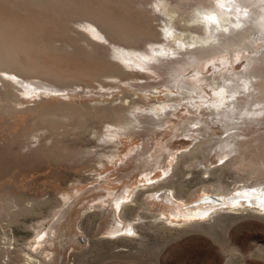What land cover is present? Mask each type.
<instances>
[{
    "label": "bare ground",
    "instance_id": "bare-ground-1",
    "mask_svg": "<svg viewBox=\"0 0 264 264\" xmlns=\"http://www.w3.org/2000/svg\"><path fill=\"white\" fill-rule=\"evenodd\" d=\"M156 21L158 23H155ZM71 22L74 23V28L71 27ZM70 28L74 29L70 31L71 34L74 32V38L68 34ZM157 44L160 47H156ZM147 45H150L149 49ZM212 69L213 73L208 75ZM162 76L166 79L161 86L159 83V85L153 83L151 87L157 90L154 93L152 91L148 93L150 91L147 89L148 82ZM106 77L110 79L115 77L119 81L118 83L112 80L107 82ZM76 84L84 87L81 85L83 84L92 89L93 87L95 89L96 87L110 89L120 87L123 93L109 97L110 92L106 93L105 90L100 97L82 103L73 100L74 95L68 91ZM206 86H209L207 88L210 91H207ZM148 87H150L149 84ZM102 90L99 89L100 92ZM96 94L98 95V92ZM34 96H40V99L33 100L35 103L32 105L26 104L25 110L36 116L38 124L35 126L47 130L48 133L33 134V129L34 131L39 129L36 130L31 126L26 127L19 135L24 141H30L34 136H41L46 141L44 150L54 152L58 156L79 153L80 148H72L68 145L69 143H64L61 136L75 131H81V133L87 131L91 127L88 125L89 121H95L94 126L95 123L102 124L103 128H95L94 134L98 142L95 147L104 154L106 147L113 151L121 144L126 146V141L132 138L128 131L133 128L144 123L148 130L159 125L163 127L164 117H166L164 121L170 123L171 119L168 116L175 114L181 105L178 101L184 99L187 101L186 104L194 107L201 114L209 109L211 114H215V118L210 120L221 122L229 135V131L237 128L241 119L248 120L257 115L255 109L257 106L260 108L262 103L255 104L256 108L251 109L248 105L250 99L258 98V96H261L259 100L264 99V0L0 1V111H12L15 108L12 99L25 97L27 100L26 97L31 99ZM64 96H68L69 100H66ZM233 96L237 97L236 100ZM156 99L157 102H154ZM189 109L188 107L187 110ZM193 109L190 111L193 112ZM198 122L206 123L209 127L206 119H199ZM195 123L196 121L193 123L194 127ZM189 125L185 126L187 133L193 130ZM227 134L224 138L202 139L199 137L197 139L200 140L194 143L195 145L187 153L185 150L181 154L172 151H167L166 154L162 150L147 151L149 153L144 157L143 163L150 165L151 168L142 169L137 174L141 175L140 179L133 180L135 182L132 184L124 183L122 191L113 193V198L109 199L114 221L112 229L108 233L104 232L108 239L121 236L124 239L125 237L131 239L138 235L142 238L144 234L141 235L140 228L145 226L144 219L148 213L143 211L147 201L165 195L169 198L170 194L178 199L177 202L173 201L174 205H169L167 209L151 216L156 219L159 229H163L174 237L199 231L211 235L220 228H226L229 231L240 220L247 218H256L264 222V182L260 180L255 184L245 185L250 179L253 180V177L264 176V158L251 156L255 153V149L260 147L262 140L258 138L261 136L255 137L249 144L241 143L240 153L237 152V155H232L225 161L224 159L235 153L238 140L237 136H227ZM22 138H19L20 141H23ZM43 140L39 143L42 146ZM211 143L215 150L220 151V157L225 161L219 164V169L230 167L231 170L235 169L241 173L248 169V177L239 178L244 185L240 186L241 190L237 195L231 189L232 186L229 187L228 183L221 181L210 189L212 191L210 195L196 203V205L202 204L201 206L190 208L187 202L197 196L196 192H187L184 182L178 181L181 179L180 177L178 179V176L181 168L186 170L187 165L190 167L199 165L201 152ZM44 150L39 152H45ZM116 150L115 152L118 151ZM125 150L121 153H112L111 157L114 159L118 156L122 159L121 154ZM249 156L252 159L246 162ZM162 159L166 161V167L164 165L160 169ZM182 164L187 165L183 167ZM210 169L205 168L203 172L215 174L218 170ZM152 172H154L153 176ZM237 172L232 173L237 174ZM116 188L117 184L113 186V189ZM25 198L8 188L1 189L0 222L6 218L11 224L17 223L23 215L38 213V208L45 203L43 199L33 198L30 204ZM64 206L59 202L56 205L59 212H52L41 222L36 223L33 226V235L23 243L13 234V231L12 234L10 232L0 234V264H60L57 259L58 250L49 248L46 244L54 245L53 237L59 232L56 228L59 223L55 225V221L61 223L66 214L72 216L69 209H72L74 204L66 209ZM103 207L105 205H88L85 207V217L89 220L91 211H96L94 216H99V212L104 211H100ZM72 218L67 222L63 238H73L77 245L78 234L72 237L65 236L76 231V225L74 227L76 218L74 220ZM58 228L61 230V227ZM79 228L86 235L83 238L84 243L90 241L94 235L89 233L90 231L87 232L82 224ZM228 231L226 233L229 235H226L227 239L224 243L221 244L217 239L224 255L223 264H231L234 257L242 262H250L253 256L257 255L264 260L262 241V245L256 243L258 245L254 251L248 246L249 244L238 241ZM63 242L62 247L66 245V242ZM74 252L76 256L84 253V251ZM14 253L19 254V257L16 254L17 259L14 258ZM64 256H61V260ZM71 259L67 264H79V259ZM254 259L257 257L255 256Z\"/></svg>",
    "mask_w": 264,
    "mask_h": 264
},
{
    "label": "rangeland",
    "instance_id": "rangeland-1",
    "mask_svg": "<svg viewBox=\"0 0 264 264\" xmlns=\"http://www.w3.org/2000/svg\"><path fill=\"white\" fill-rule=\"evenodd\" d=\"M0 1L3 2V0H0ZM7 1L8 0H6V2ZM172 1H176V0H172ZM190 5L188 7L191 9ZM155 23H158V22L156 21ZM70 24H71V27L73 26L74 28V23L71 22ZM70 31L72 32L74 31V29L71 30L70 28L69 32ZM71 32L68 34L72 35L74 38V32L72 34ZM69 36L68 38H72ZM156 47H160V45L157 44ZM147 48L149 49L150 45H147ZM212 73H213V69L208 72V75H211ZM160 78L161 77H159L158 79H155L157 81L153 79L152 81H149L150 83L148 82L150 86L148 87V84H147V89L150 90L148 91V93H150L151 91L153 93L156 92L157 89L155 88L153 90L154 87H151L153 86V83L155 84L157 83V85L160 84L161 86V84L166 79L165 76H162L161 79ZM105 80L107 82L108 81L111 82L112 80L114 83H118L119 81V79L115 77L113 78L111 77V79L110 77L109 78L106 77ZM212 81H213L212 78H210V82ZM81 85L84 87H79L76 84V85H73L74 87L70 88L68 91L71 93V95L75 96V97L72 96L73 100L77 102H82V103L90 101L93 98L100 97L105 92V90H106V93L110 92L109 94L111 95H109V97H115L117 95H122L123 93L120 87H117V88L112 87L113 90L110 88L96 87L98 89L97 90L95 89V87H93V89L96 90L94 91L92 88L86 85H83V84ZM125 85H128V84H125ZM207 87L209 88V86H206L207 91H210V89H208ZM162 88L164 89V86ZM99 89L100 90L104 89V90L100 92ZM111 90L112 92L114 90L116 91H114L112 94ZM76 92H78L79 94ZM96 92H98V95L96 94ZM99 92H100V95H99ZM192 94H195V93H192ZM211 95H213L212 92H211ZM236 96L240 97V95L239 96L236 95ZM236 96H233L234 100H236L235 99L237 98ZM30 97L28 98L26 97L27 100H25V97L24 98L22 97L21 99L20 97H17L14 100L12 99V103L15 106L14 109L16 110L13 109L12 111H9V110L0 111V119H1L0 120V183H2L0 184V190L1 189L4 190L8 188L16 193H19L27 198V199L25 198L26 200H28L26 201L27 203H29L30 201L32 202L34 199L36 200L37 198L43 199L45 203L42 204L38 208L40 213L39 212L33 213V215L26 214L27 216L23 215L20 218L21 221L19 220V222L17 223L11 224L8 222V219L3 218L4 219V220L2 219L3 222H0V234L6 233V232H10L12 234V231H13V234L19 239L21 243H23L24 241L28 240L33 235L34 233L33 226L36 225V223L38 224L39 222H41L44 217H47L52 212H56V213L59 212V209L58 207H56V205L59 204L60 202L61 204H63V206L65 205L64 206L65 209L74 204L72 209H69L72 216H70L69 214H66V217L62 219L61 223L60 221L56 220L57 219L56 217L55 225L57 223L60 224V225L59 224L56 225V228L59 230V232L61 230L62 231L60 233L57 231L59 234L57 233V235L53 237V240H52L54 243L53 246L49 245V243L46 244L47 247L56 248L58 250L57 259H58V262L60 261V264H67V262L71 258L73 260L79 259L78 261L79 264H132V263L133 264H223L224 255L219 245L220 243L222 244V242L224 243L225 242L224 240L227 239L226 235H229L228 233H226L228 231L226 228H220L219 230H216L215 233L212 232L213 234V235L211 234L212 236L210 234L202 233V231H199V232H194V233L188 232L187 234L183 233L179 237H174L171 234L166 233L163 229H159V226L156 225L157 221L151 215L156 212H160V211L167 209V206L174 205L175 204L174 202H177L178 200L176 197H173V195L171 194L169 195V198H166V195H165V196H162L161 198H159L158 196L157 198L155 197V199H150L147 201L146 208L143 211L145 213L146 212L148 213V214L146 213L147 215H145L146 217L144 219L145 226H143L144 224L142 223L143 227L140 228V232L142 233L141 235L144 234L142 238L140 235H138V236H135L137 238L133 237L131 239L130 238L127 239V237H125L124 239V237L122 236L119 238L108 239V237L105 234V233H108V231L112 229V222L114 221L113 212L111 211V204H110L109 199L113 198V193H120L122 191L123 189L122 186L124 185V183L132 184L135 182L133 180L137 178L140 179L141 175L139 176L137 174L140 173L142 169L151 168L150 165H146L143 163L144 157L146 156V154L149 153L147 151L150 150L151 152L152 150V152H154L155 150L157 151L162 150V152L166 154L168 153L167 151H172L177 154H181L185 151H186L185 153H187V151L189 152V150L195 145L194 143H197V141L200 140V139H197L199 137L202 139L209 138V137H214V138L215 137L217 138L226 137L227 133L225 132L226 130L223 127V124L216 120L215 121L210 120V119L215 118L214 116L215 114H211V111L209 109H207V111L206 110L203 111V114H201L200 111H197L195 110L194 107L190 106L189 104H186L187 101L185 99L180 100L178 102H180L181 105L179 106L177 111L174 110L175 114H170V117L168 116V118L171 119V122L166 123L164 121L166 117H164L163 125L164 126L166 125L165 127L164 126L162 127V125L160 127L159 125V127L155 126L153 127L152 130H148L146 129V124L144 123L136 128H133L132 130L128 131V133L132 135V138H129L126 141V144H127L126 146L121 144L118 149L115 148V150L116 149L118 150V151L116 150L117 152H115V150L113 151L110 150V148L107 149L106 147V151H108V153L110 152L109 153L110 155L106 151L103 154L102 152H100L99 149L95 147L98 142L96 141L97 137L95 136L94 132L99 127L103 128L101 126L102 124L97 125L95 123V126H94L95 121H89L88 125L91 126L90 127L91 129L89 128L87 131H82L83 133H81V131H75L73 133L61 136L64 143L66 144L69 143L68 145H70L72 148H80L81 152L79 151V153H76L74 155L58 156V154L56 155L54 154V152L50 153V151L46 150L47 151L46 152L44 150L45 148L44 145L46 141H44L43 140L44 138H42L41 136H34V138L32 137L30 141L29 140L24 141V139L20 136L26 127L32 126L36 130L39 129L35 126L36 124H38L36 116L30 112L28 113L25 110V107L27 105L34 104L35 99L36 98L40 99V96H38L39 98L34 96L35 98L33 97L31 99ZM64 97L66 100H69L68 96H64ZM260 98L261 96H258V98L255 97L253 99H250L249 104H248L249 107L251 109H255L257 106L255 104L259 105L260 103H262L260 104V108L261 106H264V103H263L264 99L259 100ZM154 102H157V99L156 101L154 100ZM245 104L247 105V103ZM253 105H255L254 108H253ZM211 106L215 108V106L213 105ZM188 107L190 109L194 108L193 112L192 110L190 111V109L187 110ZM260 108L259 106H257L256 108L257 110L255 109V112H257V115L253 116L254 118L251 117L252 119L249 118L250 120L241 119L239 121V125L237 126L239 131L237 128L233 129L234 131L230 130L232 133L229 131L230 133L229 135L237 136L238 140H237V146H236L235 153L233 152L231 155H229L226 159H224L225 161L229 159L230 157H232V155L234 156L237 155V152L238 154L240 153L241 149L239 145L241 143L249 144L250 141H253L255 137L257 138L259 136H261V138H258V139H260V141L262 140L261 145L258 149L257 148L255 149V153L252 154L251 156H254L252 158H256V157L264 158V147H263L264 146L263 145L264 144V140H263L264 139V110H263L264 108L263 107L261 109ZM194 110L196 112H194ZM260 111L262 112L260 113ZM32 115L34 117H32ZM142 119L144 120V118ZM199 119H206L209 122L208 123L209 127H207L206 123L198 122ZM187 120H190V121H187ZM194 121H196L197 123V124L195 123V127L193 124ZM188 125L189 127L193 128V130L187 133L186 127ZM156 128L159 130H157ZM196 128L199 130H197ZM61 129H62L61 131H63V128ZM204 130H207V131L204 132ZM192 131H195V132H192ZM196 131H200V132H196ZM78 132H80L81 134ZM191 132L194 134H192ZM46 133L48 132L47 130H44V129H39L37 131H34L33 129V134H46ZM18 135L20 137H18ZM189 135H191L192 137H190ZM229 135L227 134V136ZM244 135H247V136H244ZM19 138H22L21 140H23L24 142L20 141ZM247 139H250V140L247 141ZM41 140H43V146L42 144H39V143H42ZM143 144H146V145H143ZM36 145H37V148H36ZM39 145L41 146V148ZM212 145L213 143L208 144L204 147V150L201 152L202 155L200 154L201 163L199 165L191 166L192 167L191 169V167L188 166L187 164H182L183 167L187 165L188 169L187 167H185L186 170H184V168L182 170L181 168V173L178 176V179L179 177L181 179L178 180L177 177H175L176 181L178 180L180 182H184L183 184L185 186V189L186 191L188 190L187 192L189 191L196 192L197 196L191 199L189 202H187V205H189L190 208L200 205V204L196 205V203H199L201 199H203V197L210 195L211 194L210 192H212L210 189H213L216 183L218 184L221 181L223 182L225 181L226 183H228L230 185L229 187L232 186L231 189L233 190L234 194L237 195L241 190L240 186L244 185L243 183L239 181L240 180L239 178L242 179V178L248 177V169L246 171L243 170L245 171L244 173H241L239 171L237 172L235 171V169L231 170L230 167H224V168L219 169L218 167L219 164L221 165L224 160L223 158L220 157L221 156L220 151L217 149L215 150V147L214 146L212 147ZM99 148L103 149L104 147L102 148L99 147ZM124 149L126 150L124 153L121 154L122 159L118 156L114 159L113 157H111L112 153H118V152L121 153L122 150ZM135 149H138V150H135ZM40 150H44L46 153L41 151L43 153L42 154L41 152H39ZM139 152H141L140 155H139ZM251 156H249L246 159V162L252 159ZM164 165L166 167V161L162 159V162L160 164V169H162ZM133 167L135 169H133ZM195 167L197 168L195 169ZM205 168L206 169L212 168L210 170H215V169H218V170L217 172H215V174L206 173V172L204 173L203 171L205 170ZM232 172L234 173L237 172V174H233ZM151 175L153 176L154 172H152ZM253 178L255 180L250 179L247 183H245V185L255 184L256 181L260 182V180H262L261 182H264V176L257 177V178L253 177ZM115 184H117V188L113 189V186ZM259 190H261V188H259ZM258 200L259 198L257 199V201ZM87 204L90 206L96 205V204L105 205V207H103V209L101 208L100 210V211L102 210L104 211H102V213L99 212L100 213L99 216L97 215L94 216V213L96 211H91L90 212L91 215L88 220V218L85 217L86 216L85 207L88 206ZM170 208L172 207L170 206ZM90 210H93V209L90 208ZM71 218L73 220L76 218V220H74V227L76 225L75 227L76 231L72 233L73 235L68 233L65 236L72 237L74 236V234H78L77 236L79 238L78 239L79 243L77 245L74 243L73 238H67V239L63 238V231L66 225L68 224L67 223L68 220H70ZM136 218L138 220V217ZM255 219L256 218H250V219L247 218L245 220L242 219L243 222L241 220L240 222L237 221L238 223L234 225L235 227H232L228 231L229 233L231 232V234H233L234 237L238 239V241H242V242H245L246 244H249L248 246L251 247V250L256 249V245L258 244L262 245L261 241L262 243H264L263 242L264 241V222H262L259 219H256L257 220L256 221ZM62 224L65 226H63ZM81 224L85 226V229L87 230V232L90 231L89 233L94 235V236L91 235L92 239L90 241H87L86 243H84V240H83V238H85L86 235L79 228ZM236 225H239V226L236 227ZM58 227H61V230ZM234 228L236 229L234 230ZM217 239L220 243H218ZM114 240L115 242H113ZM63 241L66 242V245L62 247L61 244L64 243ZM140 242L142 243L144 242V243L140 244ZM79 248L82 250H80ZM74 251L76 252L84 251V253L81 254L80 256L79 255L76 256L73 254ZM16 254H17V257H19V254L14 253V258L17 259ZM62 255H65L63 260H61ZM85 255H88V256H85ZM255 256L257 257V259H254ZM255 256H253L254 258L252 257L254 261L253 259H251L250 262L249 261L242 262L239 258L234 257L231 260V264H264V260H261L262 258H259V256L257 255ZM75 257L76 258L78 257V258L76 259Z\"/></svg>",
    "mask_w": 264,
    "mask_h": 264
},
{
    "label": "snow or ice",
    "instance_id": "snow-or-ice-1",
    "mask_svg": "<svg viewBox=\"0 0 264 264\" xmlns=\"http://www.w3.org/2000/svg\"><path fill=\"white\" fill-rule=\"evenodd\" d=\"M213 23H215V21H213ZM2 75H6V74H2ZM13 79H15V77H12Z\"/></svg>",
    "mask_w": 264,
    "mask_h": 264
}]
</instances>
